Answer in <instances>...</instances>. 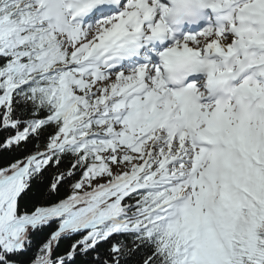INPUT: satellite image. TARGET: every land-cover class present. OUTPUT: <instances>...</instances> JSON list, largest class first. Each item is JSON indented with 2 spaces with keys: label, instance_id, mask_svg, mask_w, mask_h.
<instances>
[{
  "label": "snow or ice",
  "instance_id": "6c2138e0",
  "mask_svg": "<svg viewBox=\"0 0 264 264\" xmlns=\"http://www.w3.org/2000/svg\"><path fill=\"white\" fill-rule=\"evenodd\" d=\"M0 264H264V0H0Z\"/></svg>",
  "mask_w": 264,
  "mask_h": 264
}]
</instances>
